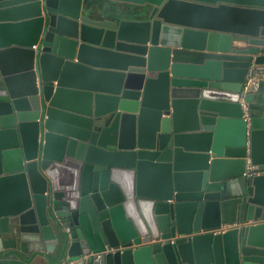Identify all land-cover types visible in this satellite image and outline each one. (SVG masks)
Segmentation results:
<instances>
[{
	"label": "water",
	"instance_id": "water-1",
	"mask_svg": "<svg viewBox=\"0 0 264 264\" xmlns=\"http://www.w3.org/2000/svg\"><path fill=\"white\" fill-rule=\"evenodd\" d=\"M259 54L264 0H0V264H264Z\"/></svg>",
	"mask_w": 264,
	"mask_h": 264
},
{
	"label": "built area",
	"instance_id": "built-area-1",
	"mask_svg": "<svg viewBox=\"0 0 264 264\" xmlns=\"http://www.w3.org/2000/svg\"><path fill=\"white\" fill-rule=\"evenodd\" d=\"M252 63V62H251ZM244 89L247 91H258L264 90V64H250L245 80H244ZM242 107L244 109L245 114H247V106L242 103ZM247 116V115H246ZM252 166L247 163L244 174H251ZM230 225H224L223 229L228 228Z\"/></svg>",
	"mask_w": 264,
	"mask_h": 264
},
{
	"label": "crops",
	"instance_id": "crops-1",
	"mask_svg": "<svg viewBox=\"0 0 264 264\" xmlns=\"http://www.w3.org/2000/svg\"><path fill=\"white\" fill-rule=\"evenodd\" d=\"M252 63L264 64V54L253 56ZM248 93L250 94L249 102L248 103L245 102V104L250 106L249 109H251L255 114L259 116H264V90L261 89L255 92L250 91ZM232 135H233V129L231 128L223 133L224 138H229Z\"/></svg>",
	"mask_w": 264,
	"mask_h": 264
}]
</instances>
